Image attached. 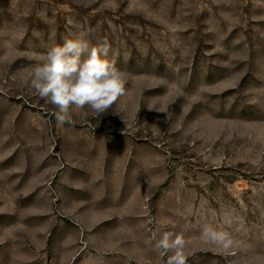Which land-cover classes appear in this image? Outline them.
Returning <instances> with one entry per match:
<instances>
[{
    "label": "rangeland",
    "instance_id": "1",
    "mask_svg": "<svg viewBox=\"0 0 264 264\" xmlns=\"http://www.w3.org/2000/svg\"><path fill=\"white\" fill-rule=\"evenodd\" d=\"M82 30L126 94L62 125L31 74ZM165 231L264 264V0H0V264H167Z\"/></svg>",
    "mask_w": 264,
    "mask_h": 264
},
{
    "label": "clouds",
    "instance_id": "2",
    "mask_svg": "<svg viewBox=\"0 0 264 264\" xmlns=\"http://www.w3.org/2000/svg\"><path fill=\"white\" fill-rule=\"evenodd\" d=\"M91 30H82L62 46L48 49L31 74L30 86L41 97L55 105L60 124L71 123V110L89 107L97 116L105 113L126 94V73L114 60L108 59L107 40L93 46L87 37ZM155 249L168 255L167 264H187L184 254L186 240L182 234L163 232ZM202 238L227 251L234 241L223 229L205 225Z\"/></svg>",
    "mask_w": 264,
    "mask_h": 264
}]
</instances>
